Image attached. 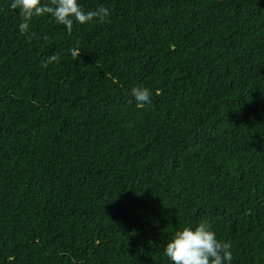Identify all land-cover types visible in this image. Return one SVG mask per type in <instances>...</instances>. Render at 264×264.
I'll return each instance as SVG.
<instances>
[{"label":"trees","instance_id":"obj_1","mask_svg":"<svg viewBox=\"0 0 264 264\" xmlns=\"http://www.w3.org/2000/svg\"><path fill=\"white\" fill-rule=\"evenodd\" d=\"M11 2L0 264H171L175 231L201 222L231 264H264V0H77L110 15L70 35L35 17L31 40Z\"/></svg>","mask_w":264,"mask_h":264},{"label":"clouds","instance_id":"obj_2","mask_svg":"<svg viewBox=\"0 0 264 264\" xmlns=\"http://www.w3.org/2000/svg\"><path fill=\"white\" fill-rule=\"evenodd\" d=\"M10 7L18 10L21 22L18 25L19 32L31 40L34 34L29 33L30 22L35 17L48 16L58 25H63L70 35L75 24H85L98 19L103 22L109 15V9L99 6L95 10L85 11L77 0H12ZM42 39L47 40L44 35ZM73 59L80 57L78 47L70 50ZM59 63L60 56L53 54L45 59L42 67L49 64ZM130 95L135 99L138 107H144L150 103L149 90L142 87H133ZM230 242L219 240L215 233L210 230V225L204 222L194 229L184 227L175 231L171 240L164 248V255L171 264H231L233 254Z\"/></svg>","mask_w":264,"mask_h":264}]
</instances>
